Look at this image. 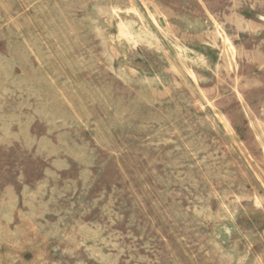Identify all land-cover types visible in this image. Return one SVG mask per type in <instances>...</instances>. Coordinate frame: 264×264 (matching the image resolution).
<instances>
[{"label": "rangeland", "instance_id": "374dc122", "mask_svg": "<svg viewBox=\"0 0 264 264\" xmlns=\"http://www.w3.org/2000/svg\"><path fill=\"white\" fill-rule=\"evenodd\" d=\"M0 264H264V0H0Z\"/></svg>", "mask_w": 264, "mask_h": 264}]
</instances>
